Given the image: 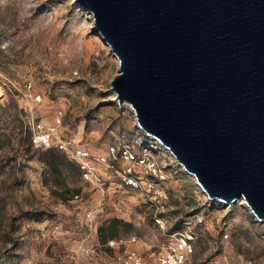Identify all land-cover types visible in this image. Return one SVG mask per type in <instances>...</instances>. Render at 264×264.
<instances>
[{"label": "rangeland", "instance_id": "rangeland-1", "mask_svg": "<svg viewBox=\"0 0 264 264\" xmlns=\"http://www.w3.org/2000/svg\"><path fill=\"white\" fill-rule=\"evenodd\" d=\"M93 23L76 0H0V264H114L118 253L163 251L186 232L194 234L186 264H264V221L244 199L208 198L141 129L131 104L120 105L110 90L119 60ZM29 81L41 102L30 105L16 89ZM57 117L63 136L94 153L127 144L147 157V164L128 162L140 186L106 171L97 187L63 151L50 154L34 140L32 119L50 125ZM51 156L60 172L48 165ZM115 163L118 171L125 166ZM115 217L132 226H118L112 239L126 243L112 248L98 230Z\"/></svg>", "mask_w": 264, "mask_h": 264}, {"label": "water", "instance_id": "water-1", "mask_svg": "<svg viewBox=\"0 0 264 264\" xmlns=\"http://www.w3.org/2000/svg\"><path fill=\"white\" fill-rule=\"evenodd\" d=\"M119 60L110 90L208 198L264 221V0H76Z\"/></svg>", "mask_w": 264, "mask_h": 264}, {"label": "built area", "instance_id": "built-area-1", "mask_svg": "<svg viewBox=\"0 0 264 264\" xmlns=\"http://www.w3.org/2000/svg\"><path fill=\"white\" fill-rule=\"evenodd\" d=\"M15 86L20 94L30 101V105L42 101V96L34 92L32 82L29 81L22 86ZM32 120L34 140L48 148L56 147L67 154L68 157L74 159L78 163L83 179L86 181L98 187L105 181L103 172L115 171L119 173L125 185L132 187L140 186V180L134 170V165L128 164V162H135L140 165L147 164V157L134 152L131 146L127 144L119 146L116 144L110 147L108 155L94 153L80 145L76 139L65 137L60 133L61 117H57L50 125H45L36 118ZM119 158L125 161V166L121 171H118L117 163H115V160ZM150 163H152L150 167L155 166L154 162ZM163 176L164 174L161 175V177ZM78 197L79 194L76 195V198ZM155 207L156 221L163 223V219L159 215L162 212V206L155 202ZM202 222L203 216L197 215L195 224L201 225ZM176 235L174 234L175 239L163 251H152L149 254H143L135 249L125 250L116 255L114 264H186L188 254L193 249L192 240L194 239V234L186 232L178 233V236ZM136 240L137 238L133 237L131 242H136ZM125 243L126 240L124 238L110 239L108 241L109 246L112 248Z\"/></svg>", "mask_w": 264, "mask_h": 264}, {"label": "trees", "instance_id": "trees-1", "mask_svg": "<svg viewBox=\"0 0 264 264\" xmlns=\"http://www.w3.org/2000/svg\"><path fill=\"white\" fill-rule=\"evenodd\" d=\"M52 150L49 151L50 154H53L54 155V149H57L59 150L58 148L56 147H51ZM61 151V150H59ZM62 152V151H61ZM63 154H65L64 152H62ZM66 155V154H65ZM55 156H51L50 159H47V163L48 165L50 166L51 170L53 172H60L59 170V158H54ZM74 160V159H73ZM61 161L63 162L64 161V158L61 157ZM75 161V160H74ZM76 162V161H75ZM77 166H78V163L76 162ZM79 167V166H78ZM80 169V168H79ZM119 225H125V226H132L131 223L129 222H125L123 221L122 219L120 218H112L110 220V222L107 224V225H101L99 227V230H98V233H99V239L103 242L109 240V239H112L116 236L117 234V228Z\"/></svg>", "mask_w": 264, "mask_h": 264}, {"label": "bare ground", "instance_id": "bare-ground-1", "mask_svg": "<svg viewBox=\"0 0 264 264\" xmlns=\"http://www.w3.org/2000/svg\"><path fill=\"white\" fill-rule=\"evenodd\" d=\"M82 26V25H81ZM83 28V27H82ZM108 46H109V44H107ZM110 47V46H109ZM142 129V128H141ZM143 130V129H142ZM151 138H153V137H151ZM153 139H155V138H153ZM155 140H157V139H155ZM158 141V140H157ZM159 142V141H158ZM168 150V149H167ZM172 155H174L170 150H168ZM175 157V156H174ZM176 158V157H175ZM177 160V159H176ZM181 165V164H180ZM191 175V174H190ZM193 176V175H192ZM194 177V176H193ZM195 178V177H194ZM196 179V178H195ZM196 182H197V180H196ZM198 184V183H197ZM199 186V185H198ZM200 187V186H199ZM201 188V187H200ZM202 189V188H201Z\"/></svg>", "mask_w": 264, "mask_h": 264}]
</instances>
